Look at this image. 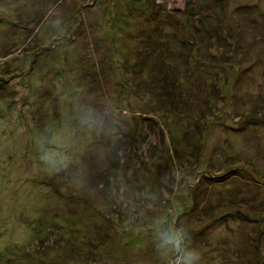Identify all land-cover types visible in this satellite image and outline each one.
Returning <instances> with one entry per match:
<instances>
[{
	"label": "rangeland",
	"instance_id": "374dc122",
	"mask_svg": "<svg viewBox=\"0 0 264 264\" xmlns=\"http://www.w3.org/2000/svg\"><path fill=\"white\" fill-rule=\"evenodd\" d=\"M147 5L186 0H0V264H264V0H227L222 60L175 59L176 111Z\"/></svg>",
	"mask_w": 264,
	"mask_h": 264
},
{
	"label": "trees",
	"instance_id": "16d2710c",
	"mask_svg": "<svg viewBox=\"0 0 264 264\" xmlns=\"http://www.w3.org/2000/svg\"><path fill=\"white\" fill-rule=\"evenodd\" d=\"M226 2L227 0H215L216 4L210 7V11L214 13L211 15V12L209 13L206 9L208 8V6H206L207 4L202 0H186V9L179 18H175L170 12H164V16L161 19L159 15H155L154 10L149 12L151 9H149L150 7L148 5L146 8H143V10L146 13L149 12V14L146 16V28H143L142 32L144 35L146 32H148V34L143 38L140 36V40H145L140 42L143 44V47L139 49L138 59L139 62L144 61V63H150L151 59H155L153 72H157L156 84L162 86L165 93L163 103L172 111L180 109L181 107H179V105L187 107L193 105L192 95H194V89H192L190 85L195 82L193 81L194 77H189L183 81L181 78H178L177 74L172 69L175 59L178 58V56H183L185 49L187 48L190 50L192 46L196 47V54H198V51H202L203 41L209 39L211 43L215 41L218 44L210 46L208 48L209 51H207L208 53H206L209 54L211 58L222 60V58H224L221 49L223 45H220V43L224 42V45H232V37L236 41V37L230 33L231 25L229 24V17L231 14L229 13V8L224 9ZM241 8V5H239L237 9L242 11ZM235 13H237L236 10ZM209 16L217 18L218 28H221L220 31L211 29L207 23ZM153 20L155 21L154 24L152 23ZM167 28L174 32L173 36H171L172 34ZM187 44L191 46L187 47ZM204 49L206 50V48ZM192 50L193 49H191L190 52ZM191 56H193L192 53ZM192 71L193 70H190L189 72L191 73ZM124 141H128V139L125 138Z\"/></svg>",
	"mask_w": 264,
	"mask_h": 264
}]
</instances>
